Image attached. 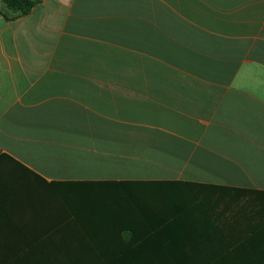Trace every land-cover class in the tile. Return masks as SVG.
Masks as SVG:
<instances>
[{
	"label": "crops",
	"instance_id": "crops-1",
	"mask_svg": "<svg viewBox=\"0 0 264 264\" xmlns=\"http://www.w3.org/2000/svg\"><path fill=\"white\" fill-rule=\"evenodd\" d=\"M30 1L0 0V264H264V0Z\"/></svg>",
	"mask_w": 264,
	"mask_h": 264
},
{
	"label": "trees",
	"instance_id": "trees-1",
	"mask_svg": "<svg viewBox=\"0 0 264 264\" xmlns=\"http://www.w3.org/2000/svg\"><path fill=\"white\" fill-rule=\"evenodd\" d=\"M35 3L37 2L30 1V0H3L2 4L7 9L18 14V16H24V15H27L33 9V7L36 5ZM189 187H192L191 194L193 195V197L203 196L205 194V193L198 192L197 190H193L195 189L196 186L189 185ZM218 193H221V192H218ZM217 196H221V194L216 193L215 195H213V198H216ZM263 201H264V198H263Z\"/></svg>",
	"mask_w": 264,
	"mask_h": 264
}]
</instances>
